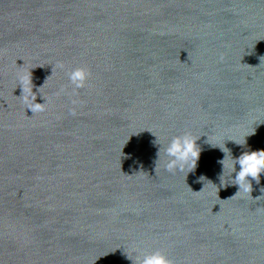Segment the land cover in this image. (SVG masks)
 Masks as SVG:
<instances>
[{
    "label": "water",
    "instance_id": "water-1",
    "mask_svg": "<svg viewBox=\"0 0 264 264\" xmlns=\"http://www.w3.org/2000/svg\"><path fill=\"white\" fill-rule=\"evenodd\" d=\"M185 132L195 170L156 175ZM208 137L264 149V0H0V264H264V174L234 196Z\"/></svg>",
    "mask_w": 264,
    "mask_h": 264
},
{
    "label": "clouds",
    "instance_id": "clouds-1",
    "mask_svg": "<svg viewBox=\"0 0 264 264\" xmlns=\"http://www.w3.org/2000/svg\"><path fill=\"white\" fill-rule=\"evenodd\" d=\"M90 72L85 67H77L71 70L68 73V78L72 86L75 89L83 88L87 85L89 80ZM47 82V81H46ZM20 85L23 86V98L24 102L28 105L34 113L40 112L44 110V105L47 103V99L45 103H37V93L33 92V84L31 75L28 77H20ZM31 85V87H30ZM43 87V86H42ZM38 89V92L42 94L40 91L42 88ZM46 98V97H45ZM250 133L249 135L254 134ZM157 137L152 143L153 146L157 148L156 153V161H155V173L156 175L159 173L161 166L166 171H187V175L195 170L197 167L198 161L201 155V147L197 144V140L199 138L194 137L188 132H185L180 135L174 136L167 145H163L160 142V137ZM246 136V137H247ZM234 142L236 145L240 147H244L247 144L246 138L243 140L238 139H229ZM209 145L210 148H217L225 153V157L218 161V163L222 166L221 172L218 174L217 179L220 182V186L223 188H227L229 186H237L238 192L234 195L236 196L241 190L244 192H252V183L251 181H255L257 185L260 183L261 174H264V149H256V150H246L243 151L242 154L233 158L231 162L228 160L229 152L225 150V147H221L218 144H214L210 141L209 137L205 141ZM227 148V147H226ZM228 149V148H227ZM229 150V149H228ZM167 157V159L161 165V153ZM236 165H239V170L237 171ZM229 171L230 174V182L225 181V172ZM235 172V176H232V173ZM205 177L201 176L198 178L199 181H203ZM261 191L264 192V188H261ZM233 196V197H234ZM232 198V197H231ZM128 258H130L128 256ZM131 259V258H130ZM137 264H173V261L168 257V255L163 250H156L153 252L142 253L139 258Z\"/></svg>",
    "mask_w": 264,
    "mask_h": 264
}]
</instances>
